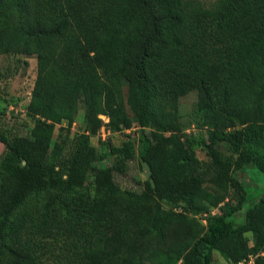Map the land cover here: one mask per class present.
<instances>
[{
	"label": "trees",
	"instance_id": "trees-1",
	"mask_svg": "<svg viewBox=\"0 0 264 264\" xmlns=\"http://www.w3.org/2000/svg\"><path fill=\"white\" fill-rule=\"evenodd\" d=\"M186 1L0 0V15L10 12L19 21L0 26V54L13 49L36 56L27 113L42 119L25 135L0 130V260L10 222L17 244L0 264L31 259L18 235L24 215L11 219L30 194L83 186L89 173L98 189L115 187L114 167L94 165L102 156L89 137L102 125L99 114L114 130L132 119L141 127L136 141L113 150L127 160L137 154L147 166L137 197L157 207L121 245L124 254L105 243L106 249L92 248L89 264H212L214 251L229 264L262 252L254 264H264V193H253L234 175L249 162L264 174V0H223L210 11L190 10ZM178 70L198 94L192 115L206 127L205 159L187 149L180 133ZM79 110L84 131L63 155L62 143L51 145L55 121L72 122ZM206 181L237 192V204L213 213L224 194L204 195ZM247 202L237 223L233 215ZM160 203H180L206 224L188 225L165 247H149L173 229L178 215Z\"/></svg>",
	"mask_w": 264,
	"mask_h": 264
},
{
	"label": "rangeland",
	"instance_id": "rangeland-1",
	"mask_svg": "<svg viewBox=\"0 0 264 264\" xmlns=\"http://www.w3.org/2000/svg\"><path fill=\"white\" fill-rule=\"evenodd\" d=\"M222 1L187 0L186 3L190 10L210 11L217 8ZM9 23L19 25L17 15L10 12L2 13L0 26L4 27ZM36 74L35 55L18 53L13 49L0 54V130H7L12 135H25L35 122L42 120L27 113ZM176 80V118L181 127V136L187 139L189 151H194L200 158L205 159L200 143L205 137L206 127L203 119L196 121L192 115L198 102L197 91L190 85L185 70L177 71ZM98 116L102 119V125L89 140L102 158L94 165L97 168L114 167L115 187L108 191L98 189L94 184L93 174L89 173L83 186L63 192L47 187L30 194L11 216V219L16 221L20 214L24 215L18 235L23 241V249H27L23 252H27L31 258L18 264H77L78 261L79 264H89L94 262L90 257L91 252H94L92 248L106 249L105 243L110 248L117 247L118 251L115 253L124 254L125 246L121 245H125L126 240L136 236L140 230L138 223L146 220L147 216L155 211L157 204L152 199L143 205L137 197L143 191L142 183L149 178L147 166L137 154L127 160L113 150L126 140L136 141L141 134V127L132 119L128 128L114 130L109 125L107 116L103 114ZM85 125L82 110H79L72 122L58 118L51 140L52 147L56 143H62L64 149L61 154L68 155L74 136L78 132H83ZM4 151L5 146L0 142V154ZM234 175L253 193H264V174L254 163L244 164L241 169L234 172ZM202 193L212 196L224 194V199L215 210L212 209L216 214L237 204V192L234 194L231 188L225 191L210 181L203 183ZM250 205L251 203L247 202L234 213L233 218L237 223L244 220L245 211ZM163 206L169 208L171 205ZM171 208L178 212L172 219L174 230L167 231L162 239H151L153 244H148L149 247H165L173 242V238L181 236L183 228L188 225L196 229L206 224L201 213L193 214L185 210L180 203ZM139 211L141 212L138 213ZM35 222L37 224L32 225ZM11 228L10 222L6 228L4 243L7 249L2 250L0 263L9 259L8 247L17 249ZM247 237L249 244L252 245L251 234L247 233ZM135 241L138 242L137 239ZM132 243L138 246V243ZM212 264L229 262L214 251Z\"/></svg>",
	"mask_w": 264,
	"mask_h": 264
},
{
	"label": "built area",
	"instance_id": "built-area-1",
	"mask_svg": "<svg viewBox=\"0 0 264 264\" xmlns=\"http://www.w3.org/2000/svg\"><path fill=\"white\" fill-rule=\"evenodd\" d=\"M213 213H214V211H213ZM259 254H262V252L259 253ZM259 254H258V253H256V254H252V253H250V254H248L247 257H245V258L239 260L236 264H254V260H255V258H256Z\"/></svg>",
	"mask_w": 264,
	"mask_h": 264
}]
</instances>
